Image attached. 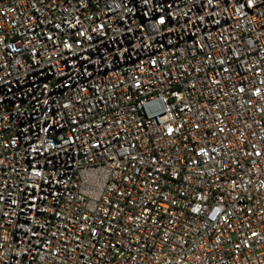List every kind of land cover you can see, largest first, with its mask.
I'll list each match as a JSON object with an SVG mask.
<instances>
[{"label":"built area","instance_id":"2783aa9c","mask_svg":"<svg viewBox=\"0 0 264 264\" xmlns=\"http://www.w3.org/2000/svg\"><path fill=\"white\" fill-rule=\"evenodd\" d=\"M0 264H264V0H0Z\"/></svg>","mask_w":264,"mask_h":264}]
</instances>
